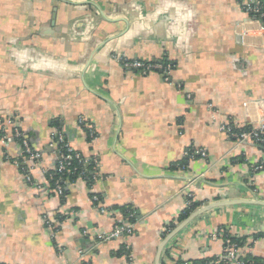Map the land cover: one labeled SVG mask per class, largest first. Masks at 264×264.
<instances>
[{"label":"crops","instance_id":"0c3cea01","mask_svg":"<svg viewBox=\"0 0 264 264\" xmlns=\"http://www.w3.org/2000/svg\"><path fill=\"white\" fill-rule=\"evenodd\" d=\"M118 57L170 62V81ZM10 117L44 157L16 166L18 147L0 144V264H156L169 236L160 264H192L223 252L209 238L218 230L245 239L240 258L264 264V207L249 203L264 201V149L218 129L264 123V30L242 2L0 0V129ZM54 119L98 160L92 185L67 182L63 202L46 174ZM191 146L208 158L184 167ZM187 194L193 211L224 204L171 236L189 216L178 221ZM124 206L132 233L99 241L128 223Z\"/></svg>","mask_w":264,"mask_h":264},{"label":"built area","instance_id":"2783aa9c","mask_svg":"<svg viewBox=\"0 0 264 264\" xmlns=\"http://www.w3.org/2000/svg\"><path fill=\"white\" fill-rule=\"evenodd\" d=\"M264 5V0H242V8L249 18L255 20L260 24L264 30V11H262V6ZM120 64L127 70L139 71L141 74L146 75L151 71L160 72L165 81H170V75L173 70V65L169 62H142L138 60H129L125 57H118L117 59ZM213 105L208 104L207 109L213 111ZM79 124H83L82 119L78 120ZM244 126L236 124L232 119L219 126V131L227 135L230 139L237 144H243L246 142H252L257 145L264 147V123L256 126L246 127V129L241 131H236V129H242ZM90 143L95 139V132L90 130L89 133ZM0 144L2 147L6 148L12 144H15L21 154V162L13 161L16 166H24L26 163H30L33 167L39 166L42 163L44 153L42 151L34 150L26 136L21 131L19 121L10 117L5 121V125L0 129ZM49 147L54 151L56 156L57 171L63 172L67 169L72 161L77 160V162L83 166H87L91 163L92 169L97 170L98 160L95 157H80L73 148L70 146L69 142L63 137V134L58 128H54L51 134V140ZM186 156H189L193 160H207L208 155L204 149H196L191 147L186 150ZM262 167L260 165L253 166L254 170H259ZM48 172V171H47ZM46 172V174H47ZM83 175V173H82ZM26 179L29 183H32L29 173L26 175ZM58 197H63L62 186L59 182H56L53 189ZM94 202H97V197L93 198ZM196 203L192 195L187 194L185 208H188ZM99 211L103 214L108 211L104 208H99ZM49 229H51V223L49 221L44 222ZM133 225L130 223H118L115 225L113 231L109 234L102 235L99 241H107L110 239L125 238L132 233ZM211 240L222 239L224 242L223 252L215 257V260L211 264H245L240 260V253L242 252L243 246H238L236 243L232 242L231 239L234 238L227 234L224 230H218L215 233L209 235ZM187 264V263H186Z\"/></svg>","mask_w":264,"mask_h":264},{"label":"trees","instance_id":"16d2710c","mask_svg":"<svg viewBox=\"0 0 264 264\" xmlns=\"http://www.w3.org/2000/svg\"><path fill=\"white\" fill-rule=\"evenodd\" d=\"M238 2H242V0H238ZM262 11H264V5L262 6ZM162 62H165V61H162ZM51 125L54 128H58L59 131L63 134L64 139L66 141H68L67 137L63 133L62 126H61L59 119L52 120ZM246 127H251V125H245L242 129H236V131L244 130V129H246ZM26 139H27V137H26ZM231 140H233V139H231ZM28 142H29V140H28ZM259 146H261V145H259ZM191 147H188L187 149H189ZM261 147L264 149L263 146H261ZM75 153H77L80 157L85 159L84 156L81 155V153H78L76 151H75ZM185 157H186L185 160H183V162L181 163V165L184 167L187 166V164L190 160H193L189 156L185 155ZM240 161H243V159H240ZM20 162H21V160H20ZM82 173H83V175H82ZM96 177H97V170L92 169L91 163L87 166H83V165L79 164L77 162V160L72 161L71 165L67 169H65V171H63V172L57 171V164L55 165V168L53 171L47 172V178H48L49 184L53 189L55 187L56 182H59V184L62 186L63 197H60V200L62 202H63L64 197L66 195L65 186H66L67 182H73V181H76L78 179H82V180H85V182L87 183L88 186H91L92 183L94 182V179H96ZM199 205H200V203H194L192 206L185 208L182 211V214L179 216L178 221L185 219ZM120 212L122 213L123 217L128 221V223H134L135 222L136 214L134 213L132 207H130V206L121 207ZM243 240L245 241V239H236V238L231 239L232 242L236 243L240 247L243 246V244H244ZM214 260H215V258L210 260L211 263ZM240 260H242L245 264H255V262H256L255 258L254 259L253 258H251V259L240 258ZM210 261H209V259L208 260H200V261L193 262L192 264H209ZM177 264H179V263H177Z\"/></svg>","mask_w":264,"mask_h":264},{"label":"water","instance_id":"95a60500","mask_svg":"<svg viewBox=\"0 0 264 264\" xmlns=\"http://www.w3.org/2000/svg\"><path fill=\"white\" fill-rule=\"evenodd\" d=\"M250 205H256V206H260V207H264V201H250L249 202ZM224 203L222 202H217V203H214L212 205H206L198 210H195L193 211L192 213L189 214V216L179 225V227H177L175 229V231L171 234L174 235L175 232L181 230L183 227H185L186 225H188L193 219H195L198 215H200L201 213L205 212V211H208V209L210 208H213V207H219V206H222ZM227 205H232V204H228ZM176 232V233H177ZM170 236L168 238H166L163 243L161 244V246L159 247V250H158V254H157V257H156V264H160V257H161V252H162V248L164 247V245L167 243V241L169 240Z\"/></svg>","mask_w":264,"mask_h":264}]
</instances>
